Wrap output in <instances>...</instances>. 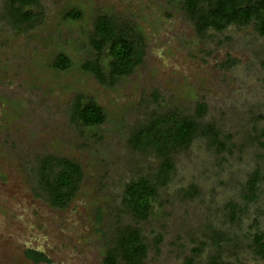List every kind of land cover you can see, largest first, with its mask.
<instances>
[{
  "label": "rangeland",
  "instance_id": "1",
  "mask_svg": "<svg viewBox=\"0 0 264 264\" xmlns=\"http://www.w3.org/2000/svg\"><path fill=\"white\" fill-rule=\"evenodd\" d=\"M13 1L0 0V264H103L122 224L146 244L142 264L211 256L264 264L254 246L264 234V35L256 20L199 35L182 0H37L24 8L34 16L26 23ZM72 10L79 19L65 17ZM99 16L138 37L141 60L128 75L110 77L107 47H94ZM60 54L71 62L66 70L53 66ZM78 101L96 102L104 123L75 121ZM175 108L201 129L159 180L149 218L135 222L121 205L124 185L155 175L160 161L130 138L151 115ZM49 155L83 168L64 209L37 189L39 161ZM28 249L48 261H32Z\"/></svg>",
  "mask_w": 264,
  "mask_h": 264
},
{
  "label": "trees",
  "instance_id": "2",
  "mask_svg": "<svg viewBox=\"0 0 264 264\" xmlns=\"http://www.w3.org/2000/svg\"><path fill=\"white\" fill-rule=\"evenodd\" d=\"M201 2H206L207 5H201ZM36 3L37 0H14L13 12L16 18L31 23L34 16L24 8ZM182 3L199 35L209 27L222 30L230 24H247L252 19L256 20L257 30L264 35V0H182ZM65 17L79 19L80 13L72 10ZM129 31L128 28H119L108 16H99L95 21L94 47L98 51L107 47L110 77L128 75L141 60L138 37L135 39ZM53 66L57 70H66L71 62L65 55L60 54ZM84 68L96 77H103L96 64H89ZM204 107V104H198L196 114L201 116ZM73 118L85 126H97L104 123L105 114L94 101L85 104L78 101L74 107ZM197 119L195 115L184 114L179 108H175L164 113H154L146 125L138 127L132 134V148L142 153L151 152L160 161L155 175L142 174L124 185L121 205L133 221L144 222L149 218L158 199L159 180L173 167L174 155L189 147L201 129ZM207 129L211 136L217 138L214 126L210 125ZM83 176V168L77 162L49 155L39 161L36 185L40 196L52 207L64 209L76 196ZM254 243L256 253L264 258V234H256ZM146 254L147 246L141 241L138 229L122 224L117 227L110 242H106L102 263L142 264ZM25 255L34 262L48 261L42 252L33 249L26 250ZM187 264H192V259H188ZM206 264L228 263L217 256H211Z\"/></svg>",
  "mask_w": 264,
  "mask_h": 264
}]
</instances>
